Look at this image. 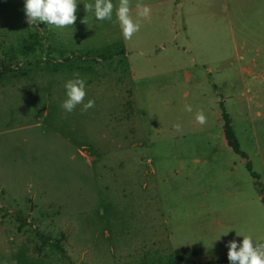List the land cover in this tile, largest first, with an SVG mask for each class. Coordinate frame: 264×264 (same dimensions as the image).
I'll return each instance as SVG.
<instances>
[{"label": "rangeland", "instance_id": "rangeland-1", "mask_svg": "<svg viewBox=\"0 0 264 264\" xmlns=\"http://www.w3.org/2000/svg\"><path fill=\"white\" fill-rule=\"evenodd\" d=\"M141 2L151 16L131 0L142 26L125 40L119 0L103 21L77 0L63 29L0 0V74L17 86L0 94V264H205L264 241V0ZM77 73L95 106L68 113Z\"/></svg>", "mask_w": 264, "mask_h": 264}, {"label": "clouds", "instance_id": "clouds-1", "mask_svg": "<svg viewBox=\"0 0 264 264\" xmlns=\"http://www.w3.org/2000/svg\"><path fill=\"white\" fill-rule=\"evenodd\" d=\"M131 0H119L116 7V18L122 36L125 40L140 31L141 24L134 21L131 12ZM85 11L93 12L94 18L98 21L112 18L114 4L112 0H94V3L84 5ZM136 16L141 19H148L151 16V8L137 0L135 4ZM77 0H24V12L29 24H47L56 29H63L73 26L77 17ZM75 79H69L64 87L66 89V99L62 102L61 108L71 113L77 105H83L81 111L86 112L95 106V101L89 99L84 103L86 96L85 80L79 78V74H74ZM185 111L191 112V105H185ZM196 122L203 126L207 123V117L203 111H198L195 116ZM174 129L181 131V125H173ZM231 230V229H230ZM226 231L223 235H227ZM237 236H241L236 233ZM220 237V236H219ZM219 239V238H218ZM227 259L229 264H264V241L254 243L250 236H243L242 242L238 245L235 240L227 244Z\"/></svg>", "mask_w": 264, "mask_h": 264}, {"label": "trees", "instance_id": "trees-1", "mask_svg": "<svg viewBox=\"0 0 264 264\" xmlns=\"http://www.w3.org/2000/svg\"><path fill=\"white\" fill-rule=\"evenodd\" d=\"M219 109H220V117L222 120V135L223 139L225 141L226 146L236 155H238L241 158H246L245 154L239 149L238 142L235 138V135L232 131V128L230 126V119L229 116L225 113L224 108L222 106V102H219ZM246 170L248 171L249 175L255 179L258 180V176L251 171L249 163H246L245 165ZM264 188L260 187V202L262 203L264 207V197L262 196ZM205 264H229V261L227 258L220 259L216 261L207 262Z\"/></svg>", "mask_w": 264, "mask_h": 264}, {"label": "crops", "instance_id": "crops-1", "mask_svg": "<svg viewBox=\"0 0 264 264\" xmlns=\"http://www.w3.org/2000/svg\"><path fill=\"white\" fill-rule=\"evenodd\" d=\"M224 3L226 0H222ZM131 75V74H130ZM132 76V75H131ZM15 74L14 73H1L0 74V94L5 92L4 90H10L11 92L15 93Z\"/></svg>", "mask_w": 264, "mask_h": 264}]
</instances>
